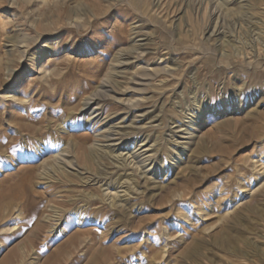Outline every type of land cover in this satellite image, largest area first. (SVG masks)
Segmentation results:
<instances>
[{"label": "rangeland", "instance_id": "1", "mask_svg": "<svg viewBox=\"0 0 264 264\" xmlns=\"http://www.w3.org/2000/svg\"><path fill=\"white\" fill-rule=\"evenodd\" d=\"M122 55L90 128L83 102ZM131 103L129 122L151 115L120 152L157 149L124 195L89 147ZM68 153L78 172L56 171ZM0 264H264V0H0Z\"/></svg>", "mask_w": 264, "mask_h": 264}, {"label": "bare ground", "instance_id": "2", "mask_svg": "<svg viewBox=\"0 0 264 264\" xmlns=\"http://www.w3.org/2000/svg\"><path fill=\"white\" fill-rule=\"evenodd\" d=\"M247 9V8H246ZM255 24V23H254ZM253 24V26H254ZM251 26V25H250ZM252 26V27H253ZM255 30V29H254ZM216 32V31H215ZM214 33V32H213ZM217 34V33H216ZM219 35V34H218ZM217 36V35H216ZM140 37L138 36V33L134 30V39L133 41V46L136 50V59H138L139 57H142L145 54V50H148L146 48V40L145 39H139ZM145 38V36H144ZM13 45V44H12ZM51 45V42H46V44H44V47L49 48L48 46ZM8 47V46H7ZM12 47V46H11ZM15 47V46H14ZM11 49V48H10ZM12 51V50H11ZM129 58V57H128ZM173 61V60H172ZM118 66H113L112 71L110 72V79H104L101 81V83L98 86V89L96 90V92L91 95L88 96L87 98H85L84 102H83V106H82V111H85L86 113L90 111V113H88V120H87V126L88 127H93V122H97L100 120H102V117L100 115V111L102 109L99 108V104L97 103L98 99H112V94L116 93L113 89V86H118L117 85V78H121L122 74L125 73L126 70L129 69V65H131L132 63H130V61H128L126 58L122 57L120 59H118L117 61ZM140 66V65H139ZM137 68V67H135ZM143 68V67H142ZM141 70V68H140ZM143 70V69H142ZM170 70V67H168L166 64H164V62H160V63H156L154 66H152L151 68H145L144 69V74L142 75H138L135 74V77H132V84L133 87H131V91L134 92L135 94L137 93H142L144 91V85H145V81L146 79H153V78H158L159 76H161L163 73H168V71ZM135 73L136 69L134 70ZM141 74V73H140ZM142 76V77H141ZM148 83V82H146ZM121 89V88H120ZM17 93V89H12L10 91H7L3 96L2 99L6 100V99H15V94ZM133 93V94H134ZM125 94V93H124ZM139 95V94H138ZM17 96V95H16ZM136 97V96H135ZM115 98V97H114ZM18 99V98H17ZM136 99V98H134ZM16 100V99H15ZM17 101V100H16ZM19 101V100H18ZM130 103V102H129ZM122 105V104H121ZM137 103H131V104H127L126 105V110H127V115L121 119V122L119 125L117 124H113L114 122L110 121H106L104 122L101 126L104 127V132L101 135L103 142H106L107 144L104 146H100L97 145L96 143L98 142H94V144L89 147L91 152L89 153L90 156L92 158H96V159H100V158H104V159H108V162L110 161L113 165L114 168L116 169H121L123 171H125V173H121L118 174L117 176L115 175V178L111 181H109V184H117L119 186L120 189H124L122 193H124V195H128V190L132 191V185L135 181V179L133 178V176L130 173H127V169L129 168V166L132 163H137V161L139 163H141V165L143 166V168H147L148 164L151 165V168L148 169L145 174L151 173V170L154 168V160L152 156L154 153H152V155H148L151 152H156L155 151V145L156 144H152L150 145V140H149V136L145 137L142 140V144L141 147L146 148L144 151H142L139 155H135L134 153L136 152V148L134 149V151L132 153H128V154H123L120 152V149L123 148L124 146H126L128 144L127 142V138L128 136L132 135L133 132L137 131L138 133H141L142 130L146 127V124H143L144 126H136L135 125V121L137 120V118H139L140 120H142V122L146 121L149 119V116L151 115L150 112H146L143 114H140L138 116H134V119L132 121L129 122V116L130 118L134 115L133 111L136 109ZM160 108V107H159ZM162 108V107H161ZM153 110V109H152ZM161 110V109H159ZM102 112V111H101ZM103 114V113H102ZM112 116V115H111ZM109 117V116H108ZM157 117V116H155ZM154 117V118H155ZM138 119V120H139ZM152 119V118H151ZM157 119V118H156ZM108 120V119H107ZM153 120V119H152ZM103 121V120H102ZM105 121V120H104ZM119 121V120H118ZM150 121V120H149ZM157 121V120H156ZM98 122V123H99ZM141 122V123H142ZM161 122V120H160ZM101 123V122H100ZM147 123V122H146ZM154 123V122H153ZM93 124V125H92ZM178 126V125H177ZM193 126V125H192ZM153 127V126H152ZM180 128V127H179ZM190 128V127H189ZM101 129V128H100ZM183 129V128H182ZM187 129V128H186ZM93 130V129H92ZM135 130V131H134ZM180 130V129H179ZM190 130V129H189ZM178 131V130H177ZM188 131V130H187ZM173 132V131H172ZM185 134V133H184ZM186 134H189V132H187ZM191 134V133H190ZM175 135V134H174ZM171 136V135H170ZM179 136V135H178ZM188 136V135H187ZM98 137V136H97ZM180 140H185L187 139L186 137H180L178 138ZM153 140V139H152ZM157 140H155L156 142ZM158 142V141H157ZM156 142V143H157ZM176 144V143H175ZM181 144V143H180ZM83 145V144H82ZM158 145V144H157ZM177 145V144H176ZM178 146V145H177ZM182 146V144L180 145ZM59 148L57 149H61L60 146H58ZM69 148H75V145H71L68 144L66 149ZM183 148V146H182ZM66 149L63 151L66 152ZM126 149V148H125ZM138 149V148H137ZM157 149V148H156ZM160 149V148H159ZM89 150V151H90ZM125 152V151H124ZM70 153V152H69ZM68 153L67 157L68 160H62L59 162V164H56L55 166V170L56 171H60V170H68L67 168H70L72 170H74L75 172H78L75 169V161H73V155H70ZM88 154V153H86ZM148 155V156H146ZM182 155V152L179 153L178 156ZM61 156H63L61 154ZM143 156H146L143 158ZM72 160H71V159ZM64 159V158H63ZM180 159V158H179ZM103 160V159H102ZM103 162V161H102ZM110 163V164H111ZM135 165V164H134ZM133 166V164H132ZM136 166V165H135ZM139 168V167H138ZM149 168V166H148ZM137 170V169H136ZM80 171V170H79ZM84 172V171H83ZM114 173V172H113ZM116 173V172H115ZM143 173V172H141ZM144 174V173H143ZM82 176V175H81ZM101 176V175H100ZM92 177V176H91ZM108 177V176H107ZM142 177H146L142 176ZM150 179V178H149ZM148 179V180H149ZM83 181V180H82ZM88 182V181H87ZM90 182V181H89ZM85 183V182H84ZM103 186H106V183L103 184ZM107 187V186H106ZM110 187V186H109ZM116 187V186H115ZM114 187V188H115ZM117 188V187H116ZM115 188V189H116ZM110 189V188H109ZM118 190V189H117ZM104 191V190H103ZM121 191V190H118ZM105 193V192H104ZM132 193H134L132 191ZM118 194V193H117ZM118 197L120 195H117ZM112 197H114L112 195ZM116 197V196H115ZM122 197V196H121ZM107 198V197H106ZM125 197H123L124 199ZM117 198H115L116 201ZM121 199V198H120ZM113 200V199H112ZM111 200V202H112ZM118 200V199H117ZM114 201V200H113ZM120 201V200H119ZM118 202V201H117ZM117 204V203H116ZM115 204V205H116ZM111 205V204H110ZM119 206V205H118ZM60 222V221H59ZM58 223V222H57Z\"/></svg>", "mask_w": 264, "mask_h": 264}]
</instances>
